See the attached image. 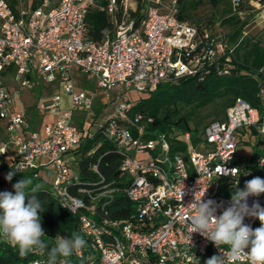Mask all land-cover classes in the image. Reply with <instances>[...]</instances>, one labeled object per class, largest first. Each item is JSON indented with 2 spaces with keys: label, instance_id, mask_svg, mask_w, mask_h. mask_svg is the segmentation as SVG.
<instances>
[{
  "label": "built area",
  "instance_id": "2783aa9c",
  "mask_svg": "<svg viewBox=\"0 0 264 264\" xmlns=\"http://www.w3.org/2000/svg\"><path fill=\"white\" fill-rule=\"evenodd\" d=\"M102 1L59 0L52 6L44 0L31 8L27 0H18L13 8L8 0H0V119L7 132L0 156L11 153L12 168L24 165V173L16 174H30L36 180L50 168L49 193L65 210L80 213L77 234L86 244L73 255L86 257V264H205L213 255L226 254L229 246L218 249L199 233H192L190 241L188 217L194 213L186 207L196 191L202 196L207 189L203 199L222 201L226 208L245 177L264 179V146L257 158L236 160L243 134L250 132L264 141L258 131L264 127V110L237 97L224 118L206 125L196 144L189 132L182 135L185 152L171 153L164 133L147 138L151 118L131 114L134 102L128 92L150 94L161 83L200 75L220 57L225 62L217 73L227 74L233 47L222 35L201 32L179 19L175 5L161 10L160 0H148L140 14H133L129 0H121L118 16L119 0ZM243 4L244 0H231L240 16ZM248 4L264 21V3ZM92 6L113 17L101 41L88 36L86 17ZM75 68L97 82L105 97L102 107L109 106L112 113L100 118L94 109L98 91L79 88ZM39 84L53 90L38 98V109L51 118L34 130L29 112L17 103L23 90ZM260 93L264 98V86ZM96 134L118 155V178L101 171V157L91 165L96 178H82L73 169L82 142ZM117 195L130 203L123 218L111 216L109 209ZM254 201L264 207V194L250 196L249 206ZM221 212L218 209L217 216ZM257 220L245 217L244 223L254 229ZM37 254L28 264H46ZM57 264L75 262L61 257ZM227 264L250 262L241 256Z\"/></svg>",
  "mask_w": 264,
  "mask_h": 264
},
{
  "label": "trees",
  "instance_id": "16d2710c",
  "mask_svg": "<svg viewBox=\"0 0 264 264\" xmlns=\"http://www.w3.org/2000/svg\"><path fill=\"white\" fill-rule=\"evenodd\" d=\"M13 8H15L18 0H8ZM138 8L132 11L133 14H140L141 9L148 0H138ZM214 8H222V12L227 16L223 18L224 23H229L233 27V31L229 34L221 33L215 28L213 19L191 20L190 8H195L200 0H195L194 4L188 5L180 0V9L177 8V17L184 21L195 24L201 32L208 31L211 34H220L227 46L233 47V53L230 56L231 66L229 73L220 75L217 73V67H222L225 62L224 57L218 58L212 65L206 66L202 74L197 76H185L175 81L161 83L158 88L148 94L146 97L138 99L132 108L131 114L142 113L145 120L151 118L148 123L147 138H154L160 133L166 134L171 147V153L185 152L187 150V142L182 135L189 132L192 142L196 144L203 136L206 125L214 119H222V117L211 119L201 129L192 126L196 111L211 102L225 97L229 98L227 107L234 102L237 97L246 99L253 107L264 110V98L260 93L261 86H264V46L259 41L251 42L245 40L243 28L246 20H241L237 12L233 10L231 0H207ZM249 0H244L242 9L251 8L248 4ZM264 3V0H261ZM44 0H30L28 4L31 8L40 6ZM98 3H104L97 0ZM163 10V9H161ZM122 13V4L119 0L118 16ZM88 36L95 40L103 39V30L111 27L113 17L105 10L97 6L90 7L86 17ZM241 43L246 46L243 56L239 57V48ZM226 112V110H225ZM101 142L100 145H98ZM111 146L109 141L102 139L99 134L93 137H86L76 152L77 158L73 161L78 164L77 172L82 178H96L97 174L91 169L94 161L99 157V167L108 178H118V161L119 157L113 151H109ZM258 154L250 158H257ZM7 173L9 170H6ZM20 175V174H19ZM251 177H245L240 189L244 188L245 182L251 180ZM118 184V182H117ZM3 184L0 183V189ZM36 188L35 185H28L25 189L27 199L31 198V190ZM0 192H2L0 190ZM12 192V191H11ZM13 194H15L13 192ZM37 199L40 200L44 207V211L40 213L41 224L45 232L44 240L49 247L54 246L56 236L72 238L73 234H77L80 213H72L65 210L58 203L57 199L49 193L48 188L37 189ZM130 203L124 195H117L115 201L109 207L111 216L115 218H123L127 216V210ZM2 211V210H0ZM260 226L257 220L254 229ZM38 254L29 253L26 256L20 255L19 249L0 238V264H28ZM47 260V254L41 255ZM61 257L57 258V261ZM66 259L73 260L75 264H86L84 259H77L72 254Z\"/></svg>",
  "mask_w": 264,
  "mask_h": 264
},
{
  "label": "clouds",
  "instance_id": "9594fccd",
  "mask_svg": "<svg viewBox=\"0 0 264 264\" xmlns=\"http://www.w3.org/2000/svg\"><path fill=\"white\" fill-rule=\"evenodd\" d=\"M258 131L264 134V127H260ZM11 169L5 177L9 182L17 172L24 173L22 163ZM238 183L237 179L236 184ZM29 184L30 181L24 176L12 185L15 194L10 191L0 192V238L17 247L22 256L46 253V264H57L58 257L67 258L74 252H80L86 241L79 234H73L72 238L57 236L52 247L41 239L45 236L40 215L44 207L35 195L36 188L31 190V198L26 202L28 194L25 189ZM199 191L194 193L193 201L186 207L194 213L188 217L190 241L192 233H199L218 249L222 244L229 246L226 254L220 252V255H213L205 264H227L229 259L236 261L241 256H246L250 264H264V207L257 201L251 206L248 204L250 196L264 194V179L257 176L246 181L243 189L235 188L226 208L222 201L218 203L212 199L204 200L207 189L202 196L197 195ZM182 196L183 190L181 198ZM218 209H222V212L217 216ZM245 217L258 219L260 226L253 229L244 223Z\"/></svg>",
  "mask_w": 264,
  "mask_h": 264
},
{
  "label": "rangeland",
  "instance_id": "374dc122",
  "mask_svg": "<svg viewBox=\"0 0 264 264\" xmlns=\"http://www.w3.org/2000/svg\"><path fill=\"white\" fill-rule=\"evenodd\" d=\"M30 0H27L29 3ZM59 0H49V4L54 6L58 3ZM138 0H129L128 5L132 11H136L138 8ZM195 0H182V3H187L188 5L194 4ZM180 0H160V8L163 10H169L173 5L180 7L182 4ZM223 8V7H222ZM222 8H214L207 0H200L199 4L195 6V8H190V19L195 20H202V19H213L214 26L216 29L220 30L221 33L229 34L233 31V27L229 23H224L222 20L226 15V13L222 12ZM180 9V8H179ZM241 20H246V25L243 28V35L245 36V40H251V42L259 41L262 46H264V21H260L256 18L255 12L251 8H245ZM247 38V39H246ZM246 46L241 43L239 48V57L243 56L245 52ZM74 78L76 85L79 88H85L87 90L98 91V97L94 105V109L97 111L100 110L101 105L100 102L105 103V97L103 92L98 88L97 82L94 79H87V77L83 74L78 72V69H74ZM149 93L147 92H140L135 89L128 92L127 97L132 101L136 102L138 99L142 97L148 96ZM230 97L220 98L217 99L207 106L198 109L196 111V115L192 126L195 128L201 129L205 126L207 122L211 119L222 117L225 113L227 108ZM112 113V110L109 106L105 107V110L102 112V117ZM242 142L239 144L237 148L236 160L243 161L255 154H258L261 148L264 146V141L261 138L253 133L246 132L242 136ZM73 169L76 171L78 170V164L76 162L71 163ZM25 177L30 181L29 185H35L36 188H48L52 189V183L50 182L51 179H38L36 180L32 175L28 174ZM24 176H22V179Z\"/></svg>",
  "mask_w": 264,
  "mask_h": 264
},
{
  "label": "crops",
  "instance_id": "0c3cea01",
  "mask_svg": "<svg viewBox=\"0 0 264 264\" xmlns=\"http://www.w3.org/2000/svg\"><path fill=\"white\" fill-rule=\"evenodd\" d=\"M12 85L14 83L12 82ZM52 89L49 88L48 86H44L42 84H39L36 88L34 89H25L21 92L20 99L18 100L17 107L18 108H26L27 111L30 114V120H31V127L34 130H39L42 128L43 124L51 118L49 113L47 112H41L38 109V98L40 95L45 94V95H50L52 94ZM67 99V97H66ZM101 108L99 110V116L100 118L102 117V112L105 110L103 108V102L99 101ZM7 140V132H6V122L2 119H0V145H2L5 141ZM11 151V150H10ZM12 154L9 153L8 155H2L0 156V183H2L3 187L0 189L2 192L3 191H12L14 192V189L12 187L13 184L18 182L19 180L22 179V176L25 175H19L16 174L13 176L12 180L9 182L5 179L7 175L6 170H12ZM44 177L47 179H52V175L50 173V168H46L44 170Z\"/></svg>",
  "mask_w": 264,
  "mask_h": 264
}]
</instances>
